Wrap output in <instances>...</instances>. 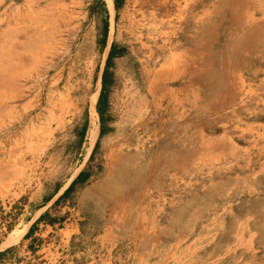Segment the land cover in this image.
Returning <instances> with one entry per match:
<instances>
[{
    "label": "rangeland",
    "instance_id": "obj_1",
    "mask_svg": "<svg viewBox=\"0 0 264 264\" xmlns=\"http://www.w3.org/2000/svg\"><path fill=\"white\" fill-rule=\"evenodd\" d=\"M182 4L177 40L201 49L202 58L195 57L208 64L189 66L180 79L148 90L142 79H122V69L137 67L104 62L108 46L132 32L129 16L115 11L109 18L104 0H0V137L39 115L40 107L28 105L31 92L42 95L40 106L47 90L65 92L60 120L69 124L55 133L61 145L53 151L47 185L54 189L77 166L80 131L86 125L82 140L91 135L102 93L105 130L100 134L97 113V145L88 163L94 180L83 197L89 224L98 229L105 213H120L123 232L131 235L145 217L151 232L143 250L151 256L163 254L159 248L174 239L180 244L192 238L193 264H216L217 257V264H254L264 259V0ZM197 11L204 12L200 23ZM141 16L144 32L154 29L144 23L148 13ZM7 25L19 40L38 27L65 28L77 46L60 69L9 65ZM57 70L60 77L45 82ZM1 207L0 248L6 254L0 264H34L26 242L5 245L22 202Z\"/></svg>",
    "mask_w": 264,
    "mask_h": 264
},
{
    "label": "crops",
    "instance_id": "obj_2",
    "mask_svg": "<svg viewBox=\"0 0 264 264\" xmlns=\"http://www.w3.org/2000/svg\"><path fill=\"white\" fill-rule=\"evenodd\" d=\"M186 1L196 3L201 0H123L117 10L115 0H112L113 7L108 0L107 5L111 11L106 3L105 7L109 18L115 11L128 15L126 18L132 32L127 41L115 40L112 46L111 44L108 46L104 62L114 67L125 60V66L137 67L135 72L122 69V79L129 82L142 79L147 83L148 90L156 89L165 82L180 79L187 73L189 66L208 64L195 57V55L201 57V49L185 47L177 40L179 36L177 31L179 25H182L180 20L185 18V5L182 3ZM143 10L148 13L144 18V23L149 24L146 28H154L148 32L141 28L143 17L140 15ZM196 14L198 22H202L204 12L197 11L195 16ZM8 29L7 25V33L3 38L7 45L6 64L9 65L33 67L50 65L60 69L65 63L67 52L77 46L73 38L74 33L67 34L65 28L61 27L51 31L38 27L35 32L23 34L20 40L15 33L8 32ZM26 38L28 40H25ZM18 43H21V49H15L19 47ZM59 73L57 70L49 79H46L45 75V82L54 80L55 76L60 77ZM41 96L35 92L27 95L31 98L29 106L40 107L39 115L31 119L22 130L13 132L8 137H0V206L4 208L7 203L22 202L21 211L12 230L23 229L26 226L24 232L14 240L17 239L16 242L19 243L26 242V253L31 254L32 262L160 264L166 261V264H177L180 261L193 264L192 238V241L188 238L184 241L178 240L180 244L176 239L170 241L159 248L163 250V254L152 252L151 256L150 252L143 250L144 242L150 237L148 232H151L145 217H140L136 221L135 232L131 235H125L123 232L126 219L120 213H105L98 229L89 224L83 210V197L90 188L89 184L94 180L92 168H88L90 155L95 146L94 143L91 151H88L90 134L86 149L88 153L83 151L86 135L85 140L81 139L77 144L74 160L77 166L54 189H47L51 177L50 167L56 158L53 151L61 145V140L55 137V133L66 130L69 121L65 123L60 120L62 119L60 116L65 114L63 109L66 103L65 92L47 90L44 106L37 102V98ZM113 154V151L106 154L105 162ZM81 171L84 175L86 172L91 174L84 181H76L72 187L75 189L69 190L71 182ZM63 193L65 196L70 193V196L61 199ZM183 244L185 245L180 250L179 247ZM31 245L34 249L29 248ZM5 254L6 247L0 248V257ZM156 257L157 261H151ZM215 259L218 262L219 257ZM254 264H264V259L255 261Z\"/></svg>",
    "mask_w": 264,
    "mask_h": 264
},
{
    "label": "trees",
    "instance_id": "obj_3",
    "mask_svg": "<svg viewBox=\"0 0 264 264\" xmlns=\"http://www.w3.org/2000/svg\"><path fill=\"white\" fill-rule=\"evenodd\" d=\"M101 1V0H100ZM105 1V0H104ZM110 1V3H111V5H112V7H113V4H112V0H109ZM122 1L123 0H115V9L117 10L118 8H119V6L121 5V3H122ZM105 3H106V1H105ZM106 6H107V8H108V5H107V3H106ZM107 28H108V26H107V24L105 23V25H104V28H103V35L104 36H106V34H107ZM103 43H104V40L102 41ZM111 46H112V44H111ZM108 57H109V55H108ZM105 73H106V71H105ZM105 73H103V75H102V77H105L106 78V76H105ZM94 95V94H93ZM92 95V96H93ZM91 96V97H92ZM91 97H90V99H91ZM104 103H105V101H104V99H103V94L101 93V95H100V98H99V100H98V102H97V105H96V109H95V112H94V121H93V126H92V129H91V135H90V141H89V146H88V151L90 152L91 151V148H92V146L94 145V143H95V138H96V134H97V128H96V126H97V116L99 115V120H100V134L102 133V132H104V130H105V127H104V123H105V117H104V115H103V108H104ZM88 111H89V108H88ZM97 111V112H96ZM97 113H98V115H97ZM88 119H89V112H88ZM85 129H86V125H84L83 127H82V129H81V131H80V140L84 137V134H85ZM79 140V141H80ZM96 143H95V146H94V148L96 147ZM93 152H94V150L92 151V153H91V155H90V159L92 158V155H93ZM89 169L91 168L90 166L88 167ZM87 174H83L82 173V171L77 175V177L71 182V184H70V186L68 187L69 188V190H71L72 189V187L74 186V184L76 183V181H84L86 178H88L89 176H90V174L91 173H88V172H86ZM67 191H68V189H67ZM67 191H65V193L67 192ZM61 199L63 198H65L66 196H65V194L63 193L61 196ZM60 197H59V199H60ZM32 228V227H31ZM31 228H30V230H31ZM29 248H31V246H29Z\"/></svg>",
    "mask_w": 264,
    "mask_h": 264
},
{
    "label": "bare ground",
    "instance_id": "obj_4",
    "mask_svg": "<svg viewBox=\"0 0 264 264\" xmlns=\"http://www.w3.org/2000/svg\"><path fill=\"white\" fill-rule=\"evenodd\" d=\"M106 1V3L107 4H109L108 3V0H105ZM97 93V92H96ZM97 95V94H96ZM89 112V111H88ZM89 134H90V131L88 132V134H87V136H86V145H87V142H88V137H89ZM87 151V150H86ZM87 153H88V151H87ZM85 157V156H84ZM87 157V156H86ZM80 167H81V165H80ZM77 168V167H76ZM79 170V169H78ZM75 173H76V170H75ZM73 175V174H72ZM72 178V177H71ZM70 178V179H71ZM65 184V183H64ZM68 184V183H67ZM63 188H64V186H63ZM62 190V189H61ZM31 221V220H30ZM28 222V221H27ZM25 227L26 226H24V228L23 229H14V230H12L10 233H9V238L7 239V241H6V243H5V245H7L9 242H11V241H13L15 238H17V237H19L23 232H24V230H25ZM28 227V226H27Z\"/></svg>",
    "mask_w": 264,
    "mask_h": 264
}]
</instances>
